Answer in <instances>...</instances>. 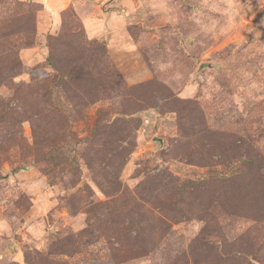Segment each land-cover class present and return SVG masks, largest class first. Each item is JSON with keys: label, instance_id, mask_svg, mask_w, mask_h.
<instances>
[{"label": "rangeland", "instance_id": "1", "mask_svg": "<svg viewBox=\"0 0 264 264\" xmlns=\"http://www.w3.org/2000/svg\"><path fill=\"white\" fill-rule=\"evenodd\" d=\"M0 264H264V0H0Z\"/></svg>", "mask_w": 264, "mask_h": 264}]
</instances>
